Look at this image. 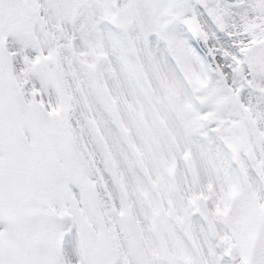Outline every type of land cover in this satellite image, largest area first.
I'll return each mask as SVG.
<instances>
[{
  "label": "snow or ice",
  "instance_id": "6c2138e0",
  "mask_svg": "<svg viewBox=\"0 0 264 264\" xmlns=\"http://www.w3.org/2000/svg\"><path fill=\"white\" fill-rule=\"evenodd\" d=\"M0 264H264V0H0Z\"/></svg>",
  "mask_w": 264,
  "mask_h": 264
}]
</instances>
